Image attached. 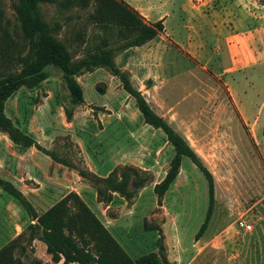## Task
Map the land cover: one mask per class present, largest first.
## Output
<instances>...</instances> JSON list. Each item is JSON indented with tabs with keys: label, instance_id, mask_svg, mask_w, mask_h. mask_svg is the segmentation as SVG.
<instances>
[{
	"label": "rangeland",
	"instance_id": "rangeland-1",
	"mask_svg": "<svg viewBox=\"0 0 264 264\" xmlns=\"http://www.w3.org/2000/svg\"><path fill=\"white\" fill-rule=\"evenodd\" d=\"M180 1L164 8L177 12ZM13 3L0 0V78L27 63L28 44ZM38 6L72 61L98 48L112 49L115 65L212 174V214L195 239L208 186L187 157L163 196L154 192L170 167L173 147L160 129L143 121L135 99L105 66L74 77L81 103L72 100L62 71L52 65L44 68L47 78L33 88L21 86L4 101L3 115L12 125L64 163L35 145L13 143L0 129V179L18 187L38 214L64 199L68 232L89 250H102L104 258L116 253L94 220L133 261L149 252L150 264H264V65L244 88L251 96L246 100L251 119L257 116L252 139L221 78L163 37L127 55L126 65L135 72L131 79L121 67L124 45L137 35L133 27L153 23L124 0H88L86 6L41 0ZM239 217L251 225L249 231L236 226ZM30 224L19 202L0 187V264L61 263L52 260L40 230Z\"/></svg>",
	"mask_w": 264,
	"mask_h": 264
},
{
	"label": "trees",
	"instance_id": "trees-1",
	"mask_svg": "<svg viewBox=\"0 0 264 264\" xmlns=\"http://www.w3.org/2000/svg\"><path fill=\"white\" fill-rule=\"evenodd\" d=\"M13 1L12 7L16 20L22 36L28 44L27 63L19 72L9 73L0 78V129L7 131L13 143L25 148L35 145L37 149L49 155L53 160L64 163L53 152L40 147L31 135L12 125L11 120L3 115L4 101L21 86L33 88L43 81L48 76L44 68L52 65L62 71L64 82L72 100L76 103H81L83 101L82 89L74 77L83 69L98 66L107 67L113 75L119 77L123 89L135 99L143 121L155 129H160L165 134L167 142L173 147L174 154L170 160V167L165 177L159 183L155 184L154 192L161 197L168 190L179 172L183 157L189 158L205 177L208 186V205L204 220L195 234V239H198L207 227V223L212 214L214 200L213 177L202 164L200 157L187 143L185 138L176 132L162 116L158 115L150 107L141 92L131 85L128 76L123 71H120L113 62L111 57L113 53L112 49L98 48L89 56L72 61L66 49L53 35L54 28L42 17L38 6L41 0ZM68 1L81 6H86L88 3V0ZM1 14L0 7V18ZM162 29L163 25L161 20L149 25L140 22L136 27H133V30L137 31V35L126 42L124 46L142 45L146 41L154 38ZM262 133L264 135V126ZM0 187L4 192L16 199L23 207L27 216L33 221V224L30 225L40 230L42 239L46 243L47 251L51 254L54 262L58 263L61 261L60 264H150L148 261L153 256L149 252L140 255L133 261L122 252V249L118 246L114 238L96 220L93 222L99 225V234H102L103 238L112 245L116 254L112 258H104L102 250L94 249V251H91L85 245L77 243L74 237L68 232L69 230H67V226L69 227V225L65 218L64 199L52 205L43 213L38 214L32 203L11 181L0 179ZM115 189L113 188V190ZM90 218L92 220L94 219L92 216Z\"/></svg>",
	"mask_w": 264,
	"mask_h": 264
},
{
	"label": "crops",
	"instance_id": "crops-1",
	"mask_svg": "<svg viewBox=\"0 0 264 264\" xmlns=\"http://www.w3.org/2000/svg\"><path fill=\"white\" fill-rule=\"evenodd\" d=\"M124 1L147 23L161 20L163 25L162 31L146 44L128 47L123 52L125 64L121 67L129 70L131 79L134 80L135 72L128 56L143 52L144 47L163 37L221 78L241 121L249 127L252 139L256 138L257 116L251 119L253 111L246 101L251 96L244 88L252 82L251 73L264 65V0H181L176 4L177 12L164 8L172 0Z\"/></svg>",
	"mask_w": 264,
	"mask_h": 264
},
{
	"label": "built area",
	"instance_id": "built-area-1",
	"mask_svg": "<svg viewBox=\"0 0 264 264\" xmlns=\"http://www.w3.org/2000/svg\"><path fill=\"white\" fill-rule=\"evenodd\" d=\"M236 226L244 231L251 229V225L241 217L236 220Z\"/></svg>",
	"mask_w": 264,
	"mask_h": 264
}]
</instances>
